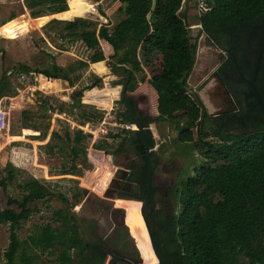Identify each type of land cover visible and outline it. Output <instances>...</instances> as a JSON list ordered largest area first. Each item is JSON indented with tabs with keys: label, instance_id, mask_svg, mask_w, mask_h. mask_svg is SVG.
Returning a JSON list of instances; mask_svg holds the SVG:
<instances>
[{
	"label": "trees",
	"instance_id": "obj_1",
	"mask_svg": "<svg viewBox=\"0 0 264 264\" xmlns=\"http://www.w3.org/2000/svg\"><path fill=\"white\" fill-rule=\"evenodd\" d=\"M75 1L23 0V6L32 19H37L67 12L68 3ZM188 1L120 0L118 11L123 17L113 28L108 25L99 27L92 20L81 17L52 19L42 28L44 37L40 40L44 44L53 37L81 42L91 52L90 63L106 59L100 41L107 42L113 50L108 61L112 74L118 75L124 70L130 78L126 95L136 90L139 81L152 82L168 107L184 111L173 119L178 122L180 142H195L194 130L200 139H214L201 146L206 150L205 161L191 178L182 182V192L179 193L181 210L163 233L181 240L182 246L191 254L186 260L178 250L182 263L264 264V117L260 116L255 130L245 135L221 133L215 129H211V133L205 131L211 117L198 97L196 99L188 92V80L198 49L197 38H193L190 30ZM204 1L208 10L197 15L198 24L207 40L217 46L227 47L235 33L255 24H264V0ZM16 18L12 14L0 27L7 23L5 27L17 33ZM35 44L39 47L38 42ZM35 44L33 47L37 50ZM0 54L4 60L6 52L2 46ZM30 59L31 64H16L2 70L0 101L17 96L21 90L19 77L42 75L65 81L70 88H75L70 96L71 104L66 106L60 102L59 115L64 113L74 118L79 114L89 119L93 126L104 121L103 111L82 102L86 92L102 89L104 85L103 78L89 71L88 62L74 60L62 65L45 49ZM159 59L160 65L157 66ZM124 80L121 77L118 85ZM126 101L131 108L134 107L133 100ZM86 102L90 103V100L87 98ZM41 105L45 112L55 111L49 106L50 98H45ZM103 108L110 109L111 100L106 101ZM48 117L51 119V115ZM116 118L121 124H130L121 112L116 113ZM27 119L24 129L40 132V137L45 140L49 123L42 131L36 124L30 125ZM183 120H186V127L182 126ZM129 134L124 129L110 132L106 140L94 144L93 149L107 153L113 149L115 155L129 152L126 148ZM92 141V134L71 127L63 135L54 131L49 143L42 146L43 150L62 159L60 168H52L51 173L55 176L83 175L91 166L88 151ZM7 170L9 176L0 182V188L4 190L6 182L14 180L11 165ZM20 187L22 197H10L7 208L0 210V224L8 225L10 232L9 245L0 254V264H38L41 255H53L58 264L89 263L73 205L66 196H61L64 207L54 210L50 222L36 225L26 240L20 239L23 226L39 211L34 205L54 197L50 188L37 179L31 178ZM82 198V190L74 192L75 203ZM122 234L124 236L120 239L126 240V232L122 231ZM97 261H102V256L97 255Z\"/></svg>",
	"mask_w": 264,
	"mask_h": 264
},
{
	"label": "rangeland",
	"instance_id": "obj_2",
	"mask_svg": "<svg viewBox=\"0 0 264 264\" xmlns=\"http://www.w3.org/2000/svg\"><path fill=\"white\" fill-rule=\"evenodd\" d=\"M68 4L69 10L65 13L56 15V18L60 20H72L74 17H81L84 19L92 20L96 24L100 25L99 27H101V25H108L110 28H113L121 21L123 17L122 13L118 11L120 7V0H77ZM91 6L96 8L97 11L95 13L91 12ZM186 9L188 10L189 24H192V28H190L192 36L193 38H197L198 44L196 63L188 80V92L196 99L197 97H199L202 100L199 102L201 104H204L202 105L206 108L208 113L214 114L220 107L216 104V101H219V99L216 98L212 100L211 98H209V84L205 86V84L200 85L199 83H196V81L198 80L196 70L200 66L202 56H213L214 49L208 42L206 36L201 32L202 29L198 24L197 15H199L200 13L198 0H189L187 2ZM12 14H15L17 16V18L14 20V23L19 30L17 33L10 31V29H7L5 27L7 23L0 27V46H2L6 52L4 60H2L0 54V78L1 73L3 72L2 70L4 69H10L16 64H31L30 58L39 55L41 49H45L49 53H52L54 56H56L58 62L62 65H66L68 62L74 60H88L90 58L91 52H89L81 42H73L69 39H59L53 37V39H50L52 44L50 43V41H47V43L44 44L40 40L42 37H44L42 28L47 24V22H49L52 16L32 19L29 15L28 10L23 6V0H0V25L6 22ZM36 42H38L39 44L40 49L37 46V49L39 50H36L33 47V43L35 44ZM102 43V51H104L105 56L110 57L113 53L111 47L105 44V42ZM156 65H160V59L157 60ZM101 78H103L104 82L103 88H98L99 90L94 88L95 90L93 92L91 91V93L88 94V100H90L91 104L97 105H94L93 107L105 113L104 121L107 122L105 126L107 134H109L110 132L117 133L118 131L123 130L122 126L128 125L121 124L116 118V113L122 110V105L118 104L120 91L122 88L121 85H118L121 77H119L118 75H113L109 71L108 75H103V77ZM40 81L41 88L44 90L40 91L41 89L39 85L37 89L39 91L35 93L30 88V85L36 84L35 76H27L26 78L23 76L19 77L18 84L21 86L20 92H18L17 96L13 98L4 99V106L10 108L11 127L8 133H4L0 136V182L2 180H6L9 176L7 170L8 165H11V169L14 174V180L6 182V190L0 188V210H5L7 208V202L10 197L21 198L23 192L20 186H22L24 182L33 178L48 186L54 194V197L48 202H37L34 205L38 208L39 211L32 216L30 221L26 223L23 226L22 230L19 232L21 240H26L28 236H30L32 232L35 231L36 225L39 226L50 222V218L54 210L64 207L61 196H66L69 199V203L73 205L72 211L74 212V214H77L80 217L86 218L88 220H97L96 218H101V222L100 225L98 224V228L101 227L102 233L104 235L108 234L109 228L113 226L110 219V214H100L94 208V205H97L96 207H98V209L104 206H112L113 210V204L111 202H108L107 200L88 195V193L85 190L83 191L79 183L76 181L75 178L77 177H60L55 176V173H51L52 168H60L62 159L58 156L55 157L54 155L42 149V146L45 144V142L40 141V132L36 134L31 129H24L25 123L26 121H28L27 118H29L30 120V125L36 124L42 131L48 123L51 125L50 119L48 117L49 113L48 111L45 112L41 105L45 98H50L51 105L49 106H52V108H58L60 102L68 101V98L65 97L67 93L54 92L55 88H57L56 83H54L53 81L50 82L45 79H41ZM110 87H114L116 89L115 96L117 99L112 106V110H106L103 108L106 106V101L111 100L112 104L113 99L112 92L109 90ZM68 92H71V90ZM150 99L154 105L161 104L162 106L166 107L163 98L159 96L157 91L155 93H151ZM140 100L144 105L145 98H141ZM109 113H111V117L109 116ZM66 116L67 118L71 119L69 120L71 121V123H75L83 130H89V126L91 124L89 119L85 117H79L76 120V117L74 120H72L71 117H69L68 115ZM162 118L163 119L159 123H155L153 128L157 134L156 140L161 147L160 151L157 152V156L161 157V159L165 161V163H169L170 165L172 164V166L176 165L181 169L177 175L176 171L172 174L168 173V175L166 176V178H170L175 177L176 175V188H178V192L181 193L182 182L191 178L195 174V171L199 169L201 164L205 161L204 153L206 150L204 149L205 147L201 146L205 145L206 142L207 144L212 143L214 139L211 137L206 140H203L202 138L200 139L196 131L194 130L195 142H180L178 140L179 131H177L176 129L178 122H168L166 121V118ZM56 123V129L59 130L62 135L64 134L66 129L70 127L68 123L62 121V119H58ZM185 123L186 120H183L182 126L186 127ZM205 131L211 133V129L209 128L208 124L205 127ZM220 132L236 134V132L226 130H221ZM106 138L107 135H104L101 140L105 141ZM108 142L110 144L113 143L112 140H108ZM113 152L114 150L112 149L109 153L113 155L114 164L112 165L108 162H105L103 168L107 166H113V169H117V167L119 169H126L127 163L122 157L123 154L117 156L113 154ZM130 156L131 158L133 157L132 155ZM167 156H169V158ZM131 160L137 161V159L134 157ZM85 171L83 177H87L88 182L85 183L86 185L91 181H95L99 176L98 169H92L89 172L88 170ZM84 179L80 178V180L82 181ZM77 190H82V192L84 193V198H82L79 203L74 202V192H76ZM121 199H124L126 201L137 200L135 198L125 197ZM120 204L130 206L132 210L134 209L133 205L129 203L122 202ZM181 207L182 206L180 203L179 210H181ZM118 229L124 230L126 232L127 238H129L128 240H130L132 244L137 247L136 251L138 252L139 257L144 260L143 253L138 247L135 239L133 237H130L131 235L129 234V232L122 227ZM87 231L89 234H91L92 239H94V237L98 235L96 234V231H92L91 228H89ZM9 235V226L0 224V254H3L9 245ZM100 238L102 237L100 236ZM175 242L176 248L181 252V255L183 257L185 256L186 260H189L191 258V254L186 250L185 247L182 246V241L178 240L177 238ZM187 262L190 263V261ZM38 264L58 263L56 262L53 255H41Z\"/></svg>",
	"mask_w": 264,
	"mask_h": 264
},
{
	"label": "flooded vegetation",
	"instance_id": "obj_3",
	"mask_svg": "<svg viewBox=\"0 0 264 264\" xmlns=\"http://www.w3.org/2000/svg\"><path fill=\"white\" fill-rule=\"evenodd\" d=\"M208 42L213 47L214 54L213 56H202L200 66L196 70V75H198L196 83L205 84V86L209 84V98L212 100L219 99L216 101V104L220 106L218 111L209 114L211 117L208 122L209 128L236 132L234 135L248 134L255 130V123L261 116L253 109L257 103L255 91H258L264 98V24H255L242 32L235 33L227 47L217 46L209 40ZM198 100L202 101L199 97ZM136 140L133 145L126 146L129 152H122V157L127 164L126 169L121 170L126 171L130 178L129 181L121 183L122 188L117 192V199L113 201V210L112 206L99 207L100 209H98L97 205H94V208L100 214L109 213L111 222L114 213V217L120 226L127 230L131 235L130 237H133L137 242L143 253L144 261L139 257L136 251L137 247L128 240L129 238L126 237V240L123 241L120 239L124 236L122 234L124 230L114 228L112 222L113 226L109 228L108 234L104 235L101 227H99L98 235L115 253V259L109 256L104 248L89 244L83 245L89 261L85 264H125L119 260L157 264V258L153 254L147 228L141 214V203L121 199L124 197L137 199L138 195L135 194V191L140 192L139 183L143 177L145 178L143 200L148 184L146 145L150 154L157 158L155 144L150 132L145 130V134L143 136L138 134ZM130 155L137 161H132L133 157L131 158ZM157 162L158 166L152 173V202L146 208V215L153 234L162 244L167 264H183L176 248V239L173 236L163 235L168 230V223L180 212L179 192L176 188V175L180 169L176 165L172 166V164L159 162V160ZM176 171L178 173L175 177L166 178L168 173L172 174ZM122 202L133 205L134 209L132 210L130 206L124 204L121 205ZM119 209H123V211ZM96 219L100 225L101 218ZM97 255L102 256V261H97Z\"/></svg>",
	"mask_w": 264,
	"mask_h": 264
},
{
	"label": "crops",
	"instance_id": "obj_4",
	"mask_svg": "<svg viewBox=\"0 0 264 264\" xmlns=\"http://www.w3.org/2000/svg\"><path fill=\"white\" fill-rule=\"evenodd\" d=\"M65 13V12H64ZM62 14V13H60ZM58 15V14H57ZM56 15H53L52 18L50 19V21L52 19H58L55 17ZM75 18V17H74ZM73 18V19H74ZM60 20V19H59ZM49 21V22H50ZM47 22V24L49 23ZM102 26V25H101ZM102 42H105V41H100V45L101 47L103 46V43ZM105 44H107L109 47H111L107 42H105ZM37 47V45H35ZM112 49V47H111ZM39 50V49H37ZM104 52V51H103ZM113 52V50H112ZM105 55V54H104ZM113 55V53L111 54V56ZM110 56V57H111ZM108 59H107V58ZM110 57L108 56H105V60L103 61H100V62H97V63H90L88 60H85V59H79V60H83L85 62H88L89 64V71L93 72L94 74L98 75L99 77H103V75H108L109 71L111 72V70L109 69L108 67V61L110 60ZM101 65V66H99ZM122 72V71H121ZM121 72L118 74L119 77H123ZM112 73V72H111ZM114 75V74H113ZM28 76H35V81H36V84H33V85H30V88L35 92L37 93V90L38 89V86L40 85V91H43L44 89L41 88V79H45V80H48V81H53L54 83L57 84V88H55V93H67V95H65V97L68 98V101H62V103H64L66 106L71 104V99H70V96H71V93L75 90V88H70L68 87L69 84L65 81H62V80H51V79H48V78H45L44 76L42 75H28ZM23 77H27V76H23ZM107 81V80H106ZM123 82V81H122ZM122 86V83L120 84ZM35 89V90H34ZM54 89V88H52ZM97 90H99L98 88H95ZM95 89H92L91 91L93 92ZM108 89V88H106ZM154 86L152 85V82H148V83H142V82H138L137 84V88L136 90L133 92V93H129L126 95V99H130V100H133L134 101V107L132 108L133 112L135 114H139L140 117H141V120H143V127L146 131L150 132L151 136H152V140L154 141V144H155V149H156V156H157V152L160 151L161 147L158 143V141L156 140V137H157V134L156 132L154 131V125L155 123H159L164 117V119L166 118V121L168 122H174L172 119L178 117L179 115H181L184 111L180 110V109H176V108H170L166 105L165 101V106H162L161 104L157 105V104H153L151 99H150V95L151 93H155L156 92V89L154 90ZM71 92H68L70 91ZM105 90V89H103ZM111 92H112V104H111V108L110 109H106V110H112V106L114 105L115 103V100L117 99L115 94H116V89L114 87H110L109 89ZM86 92L85 93V96L82 100L83 104L85 105H89V106H94L96 104H91V103H88L86 102V99L88 98V94L91 92ZM102 91V90H100ZM148 91H151V92H148ZM96 92V91H95ZM121 92V91H120ZM159 94V93H158ZM160 96V95H159ZM141 98H145L144 100V105L142 104L143 102L140 100ZM7 99V98H5ZM61 101V100H60ZM118 104L122 105L121 102H120V97H119V100H118ZM59 103V102H58ZM97 106V105H96ZM55 111H48L49 115H51V119H50V122H51V125L49 124V128L51 127V132H50V129H49V132H48V135L46 137L45 140H43L40 136V141L41 142H45L44 145H46L47 143H49V141L51 140V137H52V134L54 131H57L59 132V130L56 129V126H57V120L58 119H62V121H65L66 123H68V125L70 126V123L71 120L70 118H67L66 115H64V113L62 115H59L58 113V110H59V107L56 108L54 107L53 108ZM123 106H122V110H120L119 112H121L123 114ZM111 112V111H110ZM124 115V114H123ZM109 116L111 117V113H109ZM77 117V118H76ZM79 117H82L80 116L79 114H77L74 118H72V120H74L76 118V120L79 118ZM75 120V121H76ZM91 122V121H90ZM165 122V121H164ZM130 124H132L130 122ZM92 125L93 128H96L98 125L96 126H93L92 122L90 124V126ZM177 131L178 130V127L176 128ZM26 130V129H25ZM29 130V129H27ZM33 131V130H32ZM132 131H135V130H132ZM36 134L38 132L34 131ZM131 132V131H130ZM50 133V135H49ZM41 134V133H40ZM39 134V135H40ZM130 136V134H129ZM128 136V138H129ZM38 137V136H36ZM49 137V139H48ZM127 138V139H128ZM8 140V139H7ZM94 141V140H93ZM92 141V144L89 148V153H88V158H89V161H90V168L88 170V172L92 169H99L98 168V165H97V159L98 158H101V160H104V162H108L109 164H114V158H113V155H111L110 153H107L106 151H98V150H94L93 149V145L96 144ZM137 140L136 139H132L130 142H127V145H133ZM6 143H9V142H6ZM164 144V143H163ZM43 145V146H44ZM122 154V153H120ZM120 154H118L117 156H120ZM169 158V156H167ZM157 160H159V162H165L161 159V157L157 156ZM180 169V168H179ZM117 170H119V168L117 167ZM121 170V169H120ZM181 170V169H180ZM179 172V171H178ZM177 172V173H178ZM84 175V173H83ZM83 175L81 176H75V175H57V176H75L77 177V179L81 178H85L83 177ZM79 185H80V182L81 180H76ZM114 204V203H113ZM114 206V205H113ZM74 213V212H73Z\"/></svg>",
	"mask_w": 264,
	"mask_h": 264
},
{
	"label": "water",
	"instance_id": "obj_5",
	"mask_svg": "<svg viewBox=\"0 0 264 264\" xmlns=\"http://www.w3.org/2000/svg\"><path fill=\"white\" fill-rule=\"evenodd\" d=\"M50 21V20H49ZM200 28H202L200 26ZM264 47V44H263ZM122 76L125 78V80L122 82V88L120 92V102L124 108L123 114L126 118L129 119V121L134 124L138 130L131 131L130 136L127 139V142H130L132 139H137L138 134H142V136L145 134V129L143 127V124L141 123V117L139 114H135L132 110V108L129 106V104L126 101V90L127 86L130 82V78L126 75L125 71L123 70L121 72ZM255 96L257 98L256 105L253 106V109L256 110L262 117H264V98L261 97L258 91H255ZM145 139V137H144ZM145 158H146V164L148 168V184H147V190L145 197L142 200L143 195V188L145 185V178L142 177V181L139 183L140 185V192L135 191V194L138 195L136 202L141 203V214L143 217V220L145 222L147 232L150 239L151 248L157 258V264H167V260L165 257V254L162 250V244L160 243L159 239L153 234L150 224L146 215V208L151 205L152 202V173L154 172L155 168L158 166L157 158L155 156H152L150 154V151L147 149V145L145 147ZM129 174L124 170H117L115 174L114 181L112 185L110 186L105 198L107 201L114 203L113 201L117 199V192L121 190L122 186L121 183L129 181ZM76 219L78 221V229L79 234L82 237L83 245H96L99 247L104 248L107 250L109 256L113 257L115 259V253L111 250V248L107 245V243L104 241L103 238H100L99 235H96L94 239L91 238V234L88 233V229L91 228L92 231H98V222L97 220H88L86 218H82L79 215L75 214ZM112 222L114 224V228H120V224L115 219L114 215H112ZM120 262H123L125 264H146L145 262L139 263L136 261L131 260H119ZM144 261V260H143Z\"/></svg>",
	"mask_w": 264,
	"mask_h": 264
},
{
	"label": "built area",
	"instance_id": "obj_6",
	"mask_svg": "<svg viewBox=\"0 0 264 264\" xmlns=\"http://www.w3.org/2000/svg\"><path fill=\"white\" fill-rule=\"evenodd\" d=\"M199 10L201 12H206L208 10L206 2L204 0H200L199 2ZM97 10L95 7L91 6V12L95 13ZM106 121H103L98 124L96 128H93L92 125L89 126L88 131L82 130L78 125L75 123H70V127L72 129H78L85 133H90L93 135V142L97 143L101 141L104 135H107V130L105 128ZM72 124V125H71ZM11 127V117H10V108H7L4 106V99L0 101V136L4 133H8L10 131ZM122 129L126 131H132L134 129H137V127L134 124H128L127 126H122ZM89 153V152H88ZM123 154V153H122ZM120 154V155H122ZM97 165L99 170V176L95 181L89 182V184H85V181L80 182V187L85 190L88 195L95 196L99 199H106L105 196L112 185L115 174L117 169H113V166H107L103 168L105 165L104 160H101V158L97 159ZM84 179V178H83ZM87 182V181H86Z\"/></svg>",
	"mask_w": 264,
	"mask_h": 264
},
{
	"label": "bare ground",
	"instance_id": "obj_7",
	"mask_svg": "<svg viewBox=\"0 0 264 264\" xmlns=\"http://www.w3.org/2000/svg\"><path fill=\"white\" fill-rule=\"evenodd\" d=\"M83 130V129H82ZM84 131H87V130H84ZM84 180H86L87 181V177L84 179ZM83 180V181H84ZM86 181H85V183H86ZM88 182V181H87ZM115 201V200H114ZM120 211L122 210L123 211V209H119ZM125 211H128V210H126V209H124ZM118 211V210H117Z\"/></svg>",
	"mask_w": 264,
	"mask_h": 264
}]
</instances>
